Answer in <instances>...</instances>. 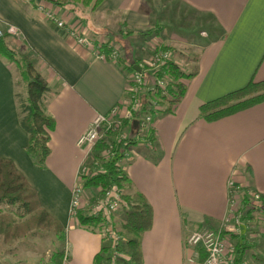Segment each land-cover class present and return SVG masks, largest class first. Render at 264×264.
Here are the masks:
<instances>
[{
	"label": "crops",
	"instance_id": "1",
	"mask_svg": "<svg viewBox=\"0 0 264 264\" xmlns=\"http://www.w3.org/2000/svg\"><path fill=\"white\" fill-rule=\"evenodd\" d=\"M47 10L70 29L92 36L96 44L108 40L116 45L117 60L96 57L65 26L48 18ZM198 23L213 35L202 42L192 32L182 34L184 43L200 46L197 54L184 56L190 57L192 68L174 60L182 71L196 73L180 79L185 90L171 111L154 114L147 130H153L152 141L145 138L146 129L138 127L131 157L117 164L128 179L121 189L128 195L142 193L152 209L151 227L141 241L143 264H199L204 251L184 240L190 230L202 226L221 227L228 243L242 240V264H264V206L243 217L240 234L222 227L229 179L254 190L264 202V101L210 121L199 109L250 79H264V0H103L93 11L81 4L0 0V31L7 34L12 50L34 56L50 88L43 97L45 112L54 120L50 152L45 165L37 166L26 152L28 134L19 122L18 71L0 55V157L12 160L43 207L64 226L60 249L67 251L68 264H92L101 247V236L69 213L84 151L76 140L95 115L107 113L124 98L127 64L148 59L154 46L173 51L171 43H178L182 29L191 31ZM155 25L169 31L162 43L161 31L152 37L141 33ZM114 33L130 39L132 60L125 59ZM102 49L109 50L106 45ZM129 127L122 124L120 130L130 136ZM59 134L61 143L55 144ZM241 193L245 211L254 201L245 187ZM125 210L123 206L114 216L117 229Z\"/></svg>",
	"mask_w": 264,
	"mask_h": 264
},
{
	"label": "trees",
	"instance_id": "2",
	"mask_svg": "<svg viewBox=\"0 0 264 264\" xmlns=\"http://www.w3.org/2000/svg\"><path fill=\"white\" fill-rule=\"evenodd\" d=\"M42 1H47L56 6H65L71 3L81 4L88 10L93 11L103 0ZM65 27L68 29L67 26ZM162 29V26L155 25L141 33L146 37H152L158 35ZM6 35L5 33L0 35V55L14 64L21 81L27 86V98L18 101L19 122L28 134L26 152L37 166L43 167L50 152L48 146L49 131L54 127V120L45 112L43 104V97L50 88L41 72L35 67L36 60L32 53H18L12 50L6 44ZM160 48L168 49L169 47L160 45L155 49ZM117 64L120 65L121 60L118 59ZM136 64H127L126 72L134 69ZM165 69L172 78V83L166 86L169 96H162L159 89L152 92L142 89L138 95L139 106L135 112L136 116L140 112L148 111L152 119L156 113H168L171 111V106L180 99L185 90L184 84L180 79L189 78L196 73L195 70L190 72L182 71L173 60L167 63ZM158 75L159 73L157 72L154 77ZM151 79L156 80L153 77ZM153 100L164 103L165 107L159 110L154 109L151 106ZM261 101H264V79H250L242 88L200 105V115L210 121ZM134 121L136 120L133 119L130 122L123 120L122 123L123 125L128 124L132 128L130 136L126 135L124 138L109 140L116 151L115 157L105 159L101 156V150L108 147L105 139L99 140L95 144L93 156L95 159H100V161L98 166L89 165L90 174L84 177L83 188H106L111 185L122 188L123 182L128 181L116 163L117 156L121 155L123 157L124 153L132 148L136 141L140 121L137 122L136 127H134ZM113 133L115 132H111L109 135L113 136ZM145 138L152 141L154 138L153 130H150L145 135ZM99 166L102 170L98 169ZM122 198L125 201L124 206L126 208L123 214V221L119 224L118 229L114 221V227L119 234L125 233V237L123 240L119 239L113 245L114 249H118L120 253L113 258L110 250L111 246H109L106 237L101 236V247L94 255L92 264H109L112 260H114L113 264H143L141 241L144 232L151 227L152 209L146 197L140 192L128 195L123 191ZM259 200V202H251L250 208L246 209L247 211H244V207H242V224L243 217L249 216L254 211L255 206H264L263 199L260 198ZM0 205H6L8 208L7 210H0V235H2L4 241L10 242L36 230L52 231L56 238L64 239L65 230L62 223L43 207L35 188L28 182L23 173L16 168L12 160L4 157H0ZM88 208L89 206L85 209H78L75 218L80 226L97 232L104 224V218L100 214L87 212ZM241 227L239 232L234 233L240 234L242 232ZM224 231L222 230L223 236ZM226 244L231 245L233 248V264H242L246 251L244 242L237 239L236 242L230 241V243L226 242ZM64 252L65 249H56L52 253V261L56 264H62ZM68 257L67 255V263Z\"/></svg>",
	"mask_w": 264,
	"mask_h": 264
},
{
	"label": "built area",
	"instance_id": "3",
	"mask_svg": "<svg viewBox=\"0 0 264 264\" xmlns=\"http://www.w3.org/2000/svg\"><path fill=\"white\" fill-rule=\"evenodd\" d=\"M31 1V0H29ZM38 3H40L38 1ZM40 8L45 7L44 3H40ZM46 16L56 22L60 27L65 26V22L56 17V15L47 10ZM68 27V26H67ZM74 37L76 42L90 50H92L96 57L102 60L111 58V60H117L119 51L116 45H112L108 40H99L98 44L95 43L94 38L86 32H80V30H73L68 27L67 29ZM3 32L0 31V35ZM106 47L110 50L107 52L102 49ZM173 60L171 51L169 49H154L151 56L146 60L138 62L134 69L128 71L126 74V92L129 99L120 101L116 105L112 106L110 110L105 114L95 115L88 124L85 132L81 134L76 140L78 147H84L82 160L79 165L75 183L71 190L70 209L69 213L71 217L76 216L78 209H85L89 206L87 212L94 214H100L104 218V224L98 229L100 236L106 237L109 246H111V255L115 258L120 253L118 249H114V244L119 239L123 240L125 235L119 234L114 227L115 214L125 205V201L122 198V189L116 185H111L106 188L96 187L91 190L92 194L85 195V188L82 186L84 177L90 174V164L98 166L100 159H95L93 156L95 144L102 139L106 140V137L113 133V139H120L126 136V132L120 130L123 120L131 121L135 119L140 121V128L148 130V126L151 123V114L148 111L140 112L135 115L139 106L138 95L140 91L147 90L152 92L159 89L162 96H169L166 86L172 83V78L165 69V66L169 61ZM174 61V60H173ZM159 73L157 77H154L155 73ZM155 78L156 80H152ZM156 87V88H155ZM151 106L154 109L159 110L164 108V103H160L158 100H153ZM112 140V139H111ZM108 147L103 148L100 152L101 156L105 159L115 157L116 151L113 149L111 142L106 140ZM132 150H127L124 156H117V163L124 159L131 157ZM99 170L102 168L99 166ZM245 187V192L249 195L252 201H258L260 195L254 190L243 186L242 184L235 183L232 179L227 182V205L226 212L222 218V227L233 232H239L242 224V207H243V193L241 188ZM84 193V194H83ZM254 199V200H253ZM187 246L197 247L204 250V258L199 264H233L234 255H232V246L226 244L225 238L222 235V228H213L202 226L194 228L189 231L184 240ZM67 252H64L62 264L67 263ZM114 260L109 264H113Z\"/></svg>",
	"mask_w": 264,
	"mask_h": 264
},
{
	"label": "rangeland",
	"instance_id": "4",
	"mask_svg": "<svg viewBox=\"0 0 264 264\" xmlns=\"http://www.w3.org/2000/svg\"><path fill=\"white\" fill-rule=\"evenodd\" d=\"M197 25L198 27L191 31L182 29L178 37V43L177 44L171 43V47L173 45V49H174L173 51L171 49L173 60H177L180 66L184 64V68L186 67L188 70L192 68L193 62L190 60V57H188L189 60H183L184 56H186L187 54H197V49H199L200 46H198L197 48V47H191L194 45H187L186 43L183 42L184 36L182 34H186L187 32L189 33L192 32L194 35H196L197 38H203V40H201L202 42L206 41L213 35V30L205 29L206 28L205 24L198 23ZM168 32H169L168 30L161 31V37L159 39L160 43H162L163 36L164 37L167 36ZM114 35L116 36L117 40L119 41L125 53V59L127 61L132 60L134 58V49L130 42V39L115 33ZM194 44H198V42H195ZM155 47L156 46H154V49ZM110 59L111 58H107L106 60H110ZM126 86H127V82L125 81V92H126ZM15 88L17 94L16 98L18 97V101L27 98V86L26 84H24L23 81L20 80L19 76L16 79ZM126 99H129L127 92L121 101ZM60 123L63 124L64 123L63 120H60ZM129 129L130 132H132V128L129 127ZM59 132L61 133V128H59ZM60 137L61 134L57 135L56 142H54L55 144H57ZM106 139L110 140L113 138L107 136ZM59 143L61 142L59 141L58 144ZM129 150H132V148H130ZM89 190L91 191V189ZM91 192H85L86 193L85 195H90ZM259 201L260 200L256 202ZM7 209L8 208L6 205H0V210H7ZM96 233L99 234L98 232ZM61 244H62L61 240L56 238L55 234L52 231L36 230L34 232H30L24 235L23 237L13 239L10 242L4 241L2 235H0V264H56L52 261L51 256L56 249H59L61 247Z\"/></svg>",
	"mask_w": 264,
	"mask_h": 264
},
{
	"label": "water",
	"instance_id": "5",
	"mask_svg": "<svg viewBox=\"0 0 264 264\" xmlns=\"http://www.w3.org/2000/svg\"><path fill=\"white\" fill-rule=\"evenodd\" d=\"M137 121H134V127H136Z\"/></svg>",
	"mask_w": 264,
	"mask_h": 264
}]
</instances>
